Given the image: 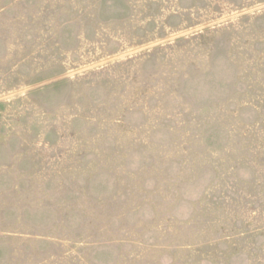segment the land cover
Wrapping results in <instances>:
<instances>
[{"label": "rangeland", "instance_id": "1", "mask_svg": "<svg viewBox=\"0 0 264 264\" xmlns=\"http://www.w3.org/2000/svg\"><path fill=\"white\" fill-rule=\"evenodd\" d=\"M0 264H264V0H0Z\"/></svg>", "mask_w": 264, "mask_h": 264}]
</instances>
